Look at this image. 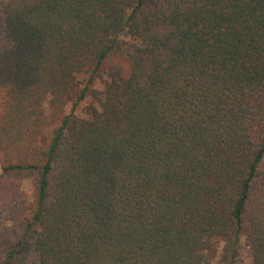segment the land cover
<instances>
[{"label": "trees", "instance_id": "1", "mask_svg": "<svg viewBox=\"0 0 264 264\" xmlns=\"http://www.w3.org/2000/svg\"><path fill=\"white\" fill-rule=\"evenodd\" d=\"M0 174L2 264H264V0H0Z\"/></svg>", "mask_w": 264, "mask_h": 264}, {"label": "rangeland", "instance_id": "2", "mask_svg": "<svg viewBox=\"0 0 264 264\" xmlns=\"http://www.w3.org/2000/svg\"><path fill=\"white\" fill-rule=\"evenodd\" d=\"M99 71L102 78L106 81H109L124 76L128 72V66L116 55L109 54L101 62ZM88 104V99L83 101V103L76 108L74 115L83 119L87 118ZM43 112L47 122L46 138L49 139L51 137V133L58 126V121H55L51 116L47 103L43 104ZM32 206L33 196L31 187L28 182H24L21 185L17 196V206L15 210L11 213L3 214L0 217V235L4 247L14 244V242L17 240L26 222L28 221ZM238 255L243 264L249 263V256L242 245V239L238 245ZM27 257L26 251L24 249H20L18 254L11 259L9 264H22L27 259ZM215 262L216 258L212 260L211 264H215Z\"/></svg>", "mask_w": 264, "mask_h": 264}]
</instances>
